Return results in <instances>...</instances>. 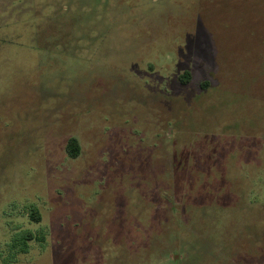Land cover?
<instances>
[{
    "label": "rangeland",
    "instance_id": "rangeland-1",
    "mask_svg": "<svg viewBox=\"0 0 264 264\" xmlns=\"http://www.w3.org/2000/svg\"><path fill=\"white\" fill-rule=\"evenodd\" d=\"M0 264H264V0H0Z\"/></svg>",
    "mask_w": 264,
    "mask_h": 264
},
{
    "label": "trees",
    "instance_id": "trees-1",
    "mask_svg": "<svg viewBox=\"0 0 264 264\" xmlns=\"http://www.w3.org/2000/svg\"><path fill=\"white\" fill-rule=\"evenodd\" d=\"M188 72L184 71L180 76V80L182 83H186V80L184 79V77H187ZM65 150L66 153L70 156V157H76L80 151V146L78 143V140L75 137H69L67 139L66 145H65ZM29 217L31 220L35 221V222H39L40 221V215L37 212V210H33L30 214Z\"/></svg>",
    "mask_w": 264,
    "mask_h": 264
}]
</instances>
